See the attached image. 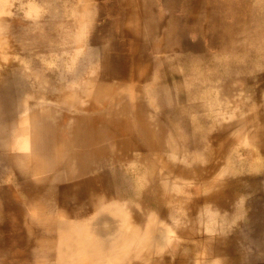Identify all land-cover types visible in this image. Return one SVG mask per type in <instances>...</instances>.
Returning a JSON list of instances; mask_svg holds the SVG:
<instances>
[{"label": "bare ground", "instance_id": "bare-ground-1", "mask_svg": "<svg viewBox=\"0 0 264 264\" xmlns=\"http://www.w3.org/2000/svg\"><path fill=\"white\" fill-rule=\"evenodd\" d=\"M119 1L125 11L115 12L111 43H116L114 36L121 31L134 38L129 55L130 67L121 77L125 84L119 85L123 90L107 91L109 82L99 80L102 78L99 75L113 72L124 64V59L111 58L106 51L93 48L86 53L87 68L91 73L85 76L79 91L74 93L76 95L71 94L66 84L58 88L61 93L57 100L77 106L80 111L72 115L68 128L55 126L49 129L48 121L55 116L53 111L37 107V101L26 103L31 106L30 115L21 113L15 132L18 138L5 145L12 151L5 148L7 154L0 155L8 168L5 175L0 176V264H51L54 260L56 264L171 263L168 253L177 248L169 249L164 244L168 228L158 221L166 218L163 206L182 207L185 204L181 198L172 195L173 190H181L172 185L170 179H186L192 175L188 167L172 163L165 154L170 152L171 159H185L184 155L176 156L175 146L188 150L196 135L208 136L207 129L197 121L207 111L214 113L212 126L220 124L225 131L234 129L228 114H219V97L210 101L205 99L209 94L207 91L216 93L218 85L199 74L204 55L213 53L219 59L213 68H220L223 64L230 80L234 79L242 87L253 86L251 94L260 93L259 85L264 81V75L249 77L246 73L263 67V60H253L252 56H264V0H178L179 10L171 4L165 5L167 11H172L174 22L184 15L182 29L191 34L178 37L173 33V26L159 30L165 10L156 11L153 6H145L149 8L146 12L149 16L143 19V10L140 11L138 5L140 0ZM4 6H0V12ZM154 22L157 23L152 25ZM146 40H150L151 48L144 46ZM230 53L236 56L224 62L220 60L221 55ZM189 69L199 70L188 75ZM74 75H81V68H77ZM145 79L151 82L146 86V101L142 104L139 90ZM95 87L98 90L94 93ZM98 91H107L105 94L110 93L112 99L128 96V103L121 109H113L97 104L81 107L74 102L73 97L78 93L88 96L86 99L95 97L102 102L105 96ZM223 94L230 95L227 84ZM85 109L89 111H83ZM158 109L166 114V145L162 133L146 120ZM190 113H195L194 118H190ZM55 119L60 121L58 117ZM236 127L239 132H246L245 115L237 118ZM46 129L49 131L45 135ZM225 131L222 135L226 138ZM141 136L147 137V145L152 150L141 146ZM150 136L155 138L154 142L149 140ZM43 139H49L45 143L47 146L38 153L39 150L32 148L31 144ZM225 142L221 145L224 146ZM35 143L33 145H38ZM89 145L96 158L115 162L125 160L128 167L150 160L153 169L161 165L168 173L154 177L157 187H151L149 182L152 179L147 174L143 177L137 174L136 180L143 191L140 198L135 199L137 201L129 200L121 181H113L106 168L102 172H89L86 159L92 158L93 154L89 153V148L82 147ZM30 147L32 150L25 151ZM199 157V154H193L194 160ZM198 169L200 167L196 165L195 170ZM215 176L218 175L211 173V178L204 182L212 197L215 188L212 187L217 184ZM199 178L205 179L206 176L201 173ZM153 191L159 201L160 210L156 211L159 215L153 212L142 214L141 195L149 197ZM184 234L189 235V230H184ZM173 253L179 255L178 250Z\"/></svg>", "mask_w": 264, "mask_h": 264}, {"label": "rangeland", "instance_id": "rangeland-1", "mask_svg": "<svg viewBox=\"0 0 264 264\" xmlns=\"http://www.w3.org/2000/svg\"><path fill=\"white\" fill-rule=\"evenodd\" d=\"M142 1L140 0L138 5L140 11H145H142L143 19L149 16L146 13L149 8L145 6H153L156 11L165 10L160 31L170 25L175 29L173 33L177 37L191 34L182 29L184 15L174 22L172 11H167L165 7L171 4L179 10L178 0ZM2 5L5 6L0 12V155L3 152L7 154V150L11 149L5 145L18 138L15 132L22 114L30 115L31 106L26 103L37 101L39 103L36 104L37 107L53 111L55 116L48 121L49 129L55 126L68 128L72 115L80 111L77 106H70L64 100H57L61 93L58 88L61 89V85L66 84L71 94L76 95L74 93L79 91L78 88L85 76L91 73L87 68L86 53L93 48L106 51L111 58L117 56L124 59V64L115 68L113 72H107L106 76L101 72L99 75L102 77L99 80L109 82L107 91L111 89L113 92L115 89L121 92L123 88L119 85L125 84L121 77L128 72L129 55L134 47L133 36L122 31L114 36L116 43L114 45L111 43V24L116 18L115 12L124 10L119 0H0V6ZM144 42V46L152 47L150 40ZM238 55L240 56L239 53ZM231 56L234 58L236 54L221 55L220 60L224 62ZM252 59H262L264 67V56L255 54ZM216 60L219 59L213 53H206L202 71L199 72L204 79L218 85L216 93L207 91L209 94L205 99L210 101L214 97H219L217 99L218 109L221 110L219 114H228L233 121L234 129L225 131L220 124H217V128L212 126L214 113L207 111L202 113L197 121L207 129L205 130L208 136L196 135L192 140L193 146L188 150L186 148L184 150L183 147L182 150L179 145L175 146L176 156L184 155L185 159H171L170 152L165 154L172 163L188 167L192 177L170 179V183L181 190L180 192H177V189L173 190L172 195L181 198L185 204L182 207L163 206L166 218L158 222L168 228L164 244H167L169 249L176 247L179 252V255L173 253L177 250L168 253L172 259L169 264H264V81L259 85L260 93L251 94L253 86L242 87L234 79L230 80L228 70L223 64L220 68H213ZM97 63L98 61L95 64ZM117 65L119 66V63ZM263 67L255 72L248 71L246 75L249 77L264 75ZM77 68H81V75L73 76ZM196 70L199 69H189L187 73L191 75L196 73L194 72ZM67 73L69 76L65 77ZM150 82V79H145L139 90V95L143 98L142 104L146 101V86ZM225 84L228 85L230 92L228 96L223 94ZM97 88H94V93L97 92ZM107 91H98L105 96L102 102L95 100V97L86 99L88 96L83 93H78L79 95L73 99L79 106L87 108L97 104L105 108L121 109L128 103V96L112 99L109 97L110 93L105 94ZM243 115L247 127L246 132L241 133L236 123L237 118ZM165 116L166 114L158 109L155 115L146 120L150 121L154 129L157 128V132L162 133V140L166 145L168 126ZM189 116L192 119L195 113H190ZM55 117L60 121H55ZM160 126L162 128H159ZM49 129H46L45 135ZM224 131L227 132L226 138L222 135ZM147 137H139V143L142 147L152 150L151 146L147 145ZM44 139L38 143L34 141L38 145H33V142L31 147L34 146L39 150L38 153H41L49 140ZM149 140L154 142L155 138L150 136ZM223 141H226L224 146L221 145ZM31 147L25 151L32 150ZM82 147L89 148V153H94L90 145ZM194 153L200 155L199 159H193ZM86 161L90 165V173L102 172V169L106 168L113 181H121L125 197L133 201H137L135 199L143 191L136 180L137 174L139 177L147 174L152 179L149 182L152 183L151 187H157V181L154 180L157 175L168 173L161 165L158 169H153L150 160L137 163L135 167H128L125 160L115 162L108 158H96L93 154V157ZM5 165L3 161L0 163L1 177L8 169ZM196 165L200 169L195 170ZM201 173L206 176L205 179L199 178ZM211 173L218 175L215 176L217 184L212 187H215L213 197L210 189H206L204 184L211 178ZM141 199L142 214L157 213L156 211L160 210L155 192L149 197L142 194ZM187 229L189 235L184 234V230ZM178 258L182 261L177 262Z\"/></svg>", "mask_w": 264, "mask_h": 264}]
</instances>
